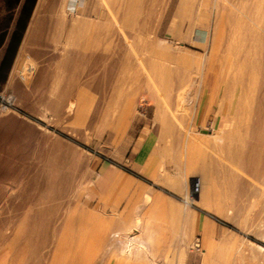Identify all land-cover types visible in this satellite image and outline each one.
<instances>
[{"label":"bare ground","instance_id":"obj_1","mask_svg":"<svg viewBox=\"0 0 264 264\" xmlns=\"http://www.w3.org/2000/svg\"><path fill=\"white\" fill-rule=\"evenodd\" d=\"M150 1L152 0H96V7L92 12L94 18H91V14L75 13L71 0H38L5 90L0 92V101H3L0 104V264H89L90 254H87V250L90 245L87 242L91 239L100 245L107 236L108 228L106 229V225L103 228L101 221H94L93 226L87 228L88 222L82 209L72 210L71 216L63 223L61 234L57 235V216L60 210L58 192L60 188H66L73 183L76 170L86 166L79 162L83 153L74 154L72 148V156H62L66 145L59 140L62 144L60 147L65 146L63 153H58L59 142L49 130L50 124L29 125L27 123L30 120H22L24 116L16 107L25 100L20 91L21 73L24 68L32 65L33 57L37 56L36 52H31V48H40L39 45L48 44L45 43L47 41L56 44L50 50L56 53L53 59L58 67V80L49 89V99H43L45 109L35 114L36 108L32 106L33 111L35 110L34 116L39 114L38 117L48 123L56 119H62L61 122L63 119L68 121L69 118L77 123L89 120L96 124L101 121L100 115H96L95 110L91 111L88 107L87 89L91 85L85 80L89 72H94L88 71V52L98 47L102 40L114 43L118 40L126 44L124 56L121 53V59H124L121 61L122 71L135 78L133 86L136 89H139V78L143 76L148 94L158 106L161 134L181 138L184 149L181 152L176 151V154L185 155L187 167L200 171L203 181L200 200L204 206L221 214L231 212L235 208L236 194L244 185L243 180L249 181L263 172L261 162L264 159V147L261 145H264V12L261 14L257 10L261 16L255 13L263 30V35L257 36L249 25H240L239 20H243L241 17L232 15L230 11L225 12L226 0H216L214 9L217 10L219 23L215 22L207 53L187 51L183 54L180 50L174 52L176 49L170 52L172 49L168 45L169 41L158 38V34L149 36L146 43L138 42L141 41L138 33L143 31L146 24V18H143L144 21L141 16L150 9ZM179 1L180 23L186 19L193 21L201 0ZM243 3L242 6H245L246 2ZM253 3L251 4L254 6L256 3ZM263 4H260V8ZM49 16H52L51 21ZM224 21L235 22L234 38L246 43L216 44L223 34ZM170 24L175 27L178 21L175 19ZM193 31L191 22L189 35L193 36ZM254 41L255 44H252ZM195 56L201 58V61L196 66L197 76L195 80L192 79L194 85L197 84L200 90L211 96L222 92L229 102L228 112L222 121L223 126L213 138H200L196 134L192 136L186 129L181 132L176 130L179 126L174 125V117L170 114L172 100L166 98L172 91L183 89L187 85L191 67L196 61ZM160 91H164V98L160 99ZM114 111L117 113L119 109ZM130 112L129 106L119 112L124 114V123L128 122ZM119 116L116 115V119ZM89 130L92 131L90 126ZM22 134L30 136V141L28 139L26 142L21 138ZM196 140H202L208 148L201 146ZM66 147L68 149V145ZM173 151V148L167 147L159 152L155 150L154 153L172 154ZM189 182L188 172L181 175V186L186 187ZM191 202L189 200L186 205ZM128 224L126 221L122 229L131 228ZM142 229L145 237L139 244L145 251L142 248L133 251L127 244L121 247L123 249L120 253L128 260L146 263L149 259L146 253L154 247L158 228L145 225ZM186 230L187 237L190 238L189 233L193 228ZM205 235L210 251L204 257V264H213L221 260L224 254L211 241L209 231ZM182 260L181 255L176 264H182Z\"/></svg>","mask_w":264,"mask_h":264},{"label":"rangeland","instance_id":"obj_2","mask_svg":"<svg viewBox=\"0 0 264 264\" xmlns=\"http://www.w3.org/2000/svg\"><path fill=\"white\" fill-rule=\"evenodd\" d=\"M37 2L38 0H0V92L5 90L4 88L20 47L24 42ZM203 2L198 5L200 10L198 27L207 26L216 18V10L214 9L216 0H203ZM209 2H211V7L208 6ZM77 3V12L81 13L85 9H90L91 18L94 16L92 12L96 7L95 0H79V2L77 0ZM179 3V0L150 1V9L148 8L145 11L147 14L144 12L142 14L143 17L141 16L142 20H144V17L146 18V24L143 31L138 33L141 39L138 42L146 43L148 38L158 34V36H155L169 41L170 44L168 45L172 49L170 52L176 49L174 52L180 50L183 54L187 51L207 53L210 43L205 47H203L204 42L198 43L197 34L199 30H196L193 38L188 32L189 24L191 25V22L194 24L195 16L193 21L186 19L182 24L180 23L181 21L178 18ZM225 3L227 8L233 12L232 15H242V11L233 7V4L238 2L225 1ZM243 18L250 23L248 25L255 31L257 36L263 35L261 24H257L253 16H250L249 20L247 17ZM48 19L51 21L52 16L51 18L49 16ZM175 19L178 24L175 27H171L170 23ZM186 23H188V26L185 28ZM223 30V34H221L222 36L216 44L246 43V41H237L234 38V26H224ZM209 37H213V28L211 27ZM103 42L104 44H102ZM45 43L48 44H40V48H31V52H36L37 56L33 57L31 68H24L21 73V85L24 88L20 87V91L23 93V99L25 100L16 107L24 116L22 120L24 119L25 122L30 120L27 124H44L43 126L50 124L49 130L55 134L57 142H59L57 143L59 144L58 149L62 148V152L58 150V153L62 154L65 149L62 156L67 155L70 157L74 152V154L76 152L83 153L79 157V162L86 165L74 172L73 185L70 184L66 188L59 189L58 203L60 210L57 216V235L61 234L63 223L71 216L72 210L82 209L88 222V229L93 226L94 221H101L102 227L105 228L104 225H106V229L108 228L106 239L100 245L94 240L91 241V239L88 241L89 243L87 242L90 245L87 250V254H90L88 258L89 264H176L174 260L179 253H182L181 255L183 256L182 264H204V257L210 251L206 239L207 236L205 235L206 231H209V236L215 247L224 254L221 260L215 261L216 263L213 264H264V159L261 162L263 166L261 174L254 176L249 181L242 177V179H245L243 180L244 185L236 194L235 208L231 212L226 211L221 214L204 206L200 200V194L196 196L192 205L187 206L184 203V198L190 193L194 178L200 179L203 187L201 175L190 178L188 186H184L187 189V194L185 195L184 193L182 195L178 207L163 203L161 209L156 208L153 186L148 183L149 180L153 179V174L148 178L141 175L137 164L133 163L137 158V148H143V153H146L149 158L162 157V164L167 165L171 155H157L154 153L155 150L159 152L161 147L163 149L168 147L173 148L175 151L172 154H175L176 151H183L184 144L181 141L182 139L177 136L170 137L167 134H162L163 136L161 137V132L160 137L157 138L161 130H159L154 116L156 109V120L160 122L158 119L159 111L153 101H148L145 98L148 90L144 85L143 76L139 78L142 86L140 84L139 89L133 90L131 88L133 83L131 79L134 80L135 78L122 71L124 59L122 60L121 58L124 56L123 52L126 44H122L123 42L118 40L115 41L116 44L114 41L102 40L96 47L97 50L95 48L88 52L89 63H91H88V71L94 70L95 72H89L88 74L90 75L87 74L86 78H88L85 80L89 83L88 85H91L87 89L89 94L88 107L91 111L95 110L96 115H100L101 121L99 120L100 124L97 125L99 121L96 124L90 123L89 120L77 123L71 118L68 121L65 119L67 122H63L65 121L64 119L62 122V119H56L48 123L46 120H41L38 117L40 116L39 114L34 116L45 109V106L43 107V99L45 97L49 99L48 93L50 94L51 92L49 89H51L55 80H58V73L56 72L58 67L53 59L56 53L50 50L56 44L49 43V41ZM252 44H255V41ZM156 46L159 47V44H156ZM183 49L185 50L183 51ZM71 51L73 52L74 50L72 49ZM75 52L77 53L76 50ZM179 54L182 53L180 52ZM92 55L97 58V60L95 59L96 62ZM98 55L99 57H97ZM195 57L196 61H198L197 63L196 61L193 62L187 85L183 89L172 91L171 95L166 98L172 100L173 107L170 108V114L174 117V125L179 126L176 130L181 132L186 129L188 134L191 133L192 136L196 134L200 138H213L223 126L222 121L228 112L229 102L222 92L210 96L204 90H200L197 84L194 85L195 82L193 80L197 76L196 66L201 61V58ZM29 77L30 79H28ZM196 91L200 92V94ZM116 101L118 102L117 106L115 105ZM26 102L27 105H24ZM126 103H128L131 112L128 122L124 123V114L119 112L125 108L124 104ZM0 104L2 105L3 101H0ZM35 105H38V107ZM32 106L36 108V112L35 110L33 111L34 108ZM28 107L32 108V110ZM38 108L39 111L37 110ZM116 109H119V112L115 113L114 110ZM28 110H30L29 113ZM116 115H120L119 118L116 119ZM33 122L35 123L33 124ZM124 124L126 126H123ZM89 126L92 131L89 130ZM96 126L100 129H97ZM20 137L25 139L26 142L31 139L30 136L25 134L20 135ZM59 140L66 146L68 145V149L63 145V147H66L63 150V147H60L62 144ZM196 142L208 148L202 140H196ZM261 147H264V145H261ZM72 148L73 151L70 154ZM66 152L68 153L65 154ZM149 170L153 171L154 165H149ZM116 171L119 172L118 175L113 176ZM101 174H107L108 179L112 178L115 180L118 194L126 198L121 209L109 206L111 201L109 202L108 199L106 201L105 196L101 198ZM138 180H143L144 183L139 195L136 194L135 197H132L131 189L135 184L134 188H137L136 182H139ZM126 221L131 226L129 228L130 231L129 229H122ZM145 225L159 228L158 238L155 240L156 247L151 249V251H147L146 254L149 259L146 263L128 260L126 256L120 253L123 249L121 247L128 244L133 251L142 248L139 241L145 237L142 229ZM193 227L195 229L190 231V238H188L186 229ZM197 242L200 243V247L195 246ZM132 245L136 246L133 248ZM125 249L128 251L127 247Z\"/></svg>","mask_w":264,"mask_h":264},{"label":"crops","instance_id":"obj_3","mask_svg":"<svg viewBox=\"0 0 264 264\" xmlns=\"http://www.w3.org/2000/svg\"><path fill=\"white\" fill-rule=\"evenodd\" d=\"M226 1L238 2L236 4H233V7L235 9H238L239 11H242V13H241L242 15L234 13V14H236L238 16V18L241 17L240 19H243V20H239L240 21L239 23H240L241 26H246L248 24L250 25V23L246 22L244 20V18H243V17H247L248 20H249L250 16H247V14L249 15L250 13L252 14L251 16H255L256 23L260 24L258 16L259 15L261 16L262 12H264V6H262L260 8V6H261L260 4L264 3V0H261L262 3H260L261 2L260 1L259 2L260 4L257 3L258 0H256V1L255 0H244L242 2H241V0H226ZM78 2H79V0H78ZM243 2H246L245 6H242V4L244 5ZM253 2L256 3V4H254ZM71 3H72L73 11L75 13H77V14H85V15H89L91 13L90 9H85L81 13L77 12V7H78L77 0H71ZM95 3H96V0H95ZM201 3H204L203 0H201L200 4ZM251 3H253L254 6ZM208 4L207 5L209 7H211V2H209ZM257 4H258V6H257ZM214 7L216 9V5L215 4H214ZM226 9H228L227 6L225 8V12H228V11L232 12L230 9H228V10H226ZM88 10H89V12L87 13ZM257 10L261 14L258 15ZM199 11L200 10L198 9V12L196 14L195 21H194V24H193L194 31H193L192 38L194 37V34H195L196 30L198 29L199 30V33L197 34L198 43L200 44V43L204 42L203 47H205V46H207V44L210 43V38H211V37H209L210 27L211 28L215 27V25H216L215 22L219 23V16H217V14H216V18L217 19L214 18L209 25L198 27ZM255 13H257L258 16ZM242 22L244 23V25H242L243 24ZM227 25L228 26L232 25V26L235 27L236 23L235 22L227 23L226 21H224L223 27L227 26ZM187 26H188V23L185 24V28ZM131 81H133V83H134L135 80L131 79ZM133 83L131 84L132 85L131 88L133 90H136V88H134V86H133ZM159 93H160L159 97H163L164 96V91H160ZM170 95L171 94H169L168 96H170ZM145 98L148 101H152L149 94H146ZM117 101H116V104H115L116 106H117V103H118ZM127 106H129V105L124 104L125 108H127ZM155 107L158 108V106H156V105H155ZM156 116H157V111L155 109L154 119H155V122L158 123L159 130H161V124H160V122L158 120H156ZM162 136L163 135L161 134V137ZM159 137H160V131H159V136L157 138H159ZM142 150H143V148H141V147L137 148V154H136L137 158L134 160L133 163L137 164L138 169L141 171L140 172L141 175H143V176L148 178V177H151V175L153 174L152 175L153 179L149 180L148 183L152 184V186H153L154 195H155V198H156V204H155L156 208L161 209L163 207V203L172 205L174 207H178L179 203L181 202L182 195L184 193H185V195L187 194V189L185 187L181 186V184L179 183V178H181V175L186 174V172H188L189 179L193 178V177H197V176L200 175V171L198 169L193 170V169H190L189 167H187V164H186L187 158L185 157V155H180V154H176V153L175 154H167L166 153L167 155H171V156L168 159L169 163L167 165H164V164H162V161H163L162 157L159 156V158L155 157L154 159L153 158H149L148 155L146 153H143ZM161 150H163L162 147H161ZM155 154L161 155V154H165V152H162V153L160 152V153H155ZM142 161H143V163H142ZM152 162H153V164H152ZM140 163H142V164H140ZM149 165H154V170L153 171L149 170ZM118 173L119 172L116 171L113 176H117ZM138 181L139 182H136L137 183V186H136L137 188L136 189L134 188V186L136 185L135 184L132 187V189H131L132 197H135L136 194L139 195V192H140V189L142 187V184L144 183L143 180H138ZM102 182H104V183H102ZM132 182L135 183L134 180H132ZM177 183H179V184H177ZM100 184H101L100 185V192H101L100 196H101V198L103 196H105L106 201H107V199L109 200V202L111 201L109 206H113L116 209L117 208L121 209L124 206L123 202H124V200L126 201V198L124 196H120L118 194V192L116 190V181L113 180L112 178L108 179L107 174H101L100 175ZM113 187H114V189H113ZM185 198H186V196H185ZM112 202H113V204H112ZM155 228L157 229L158 227H155ZM194 229H195V227H193V230ZM158 230H159V228H158ZM158 230H157V233L159 234ZM155 247H156V244L154 243V247L152 249H154ZM181 254L182 253H179L174 261L178 260L179 256H181Z\"/></svg>","mask_w":264,"mask_h":264},{"label":"built area","instance_id":"obj_4","mask_svg":"<svg viewBox=\"0 0 264 264\" xmlns=\"http://www.w3.org/2000/svg\"><path fill=\"white\" fill-rule=\"evenodd\" d=\"M201 188H202L201 180L198 178H194L192 180L190 193L188 194V198H184V203H188V201L190 200L192 201L190 205H192L196 199V196L200 194ZM195 246L200 247V243L197 242Z\"/></svg>","mask_w":264,"mask_h":264}]
</instances>
